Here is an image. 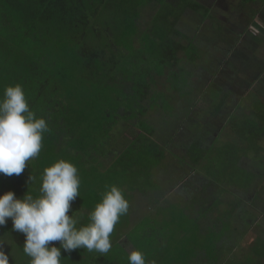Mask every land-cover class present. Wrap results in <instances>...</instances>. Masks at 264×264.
Listing matches in <instances>:
<instances>
[{
    "label": "trees",
    "instance_id": "obj_1",
    "mask_svg": "<svg viewBox=\"0 0 264 264\" xmlns=\"http://www.w3.org/2000/svg\"><path fill=\"white\" fill-rule=\"evenodd\" d=\"M185 4L198 6L196 0ZM148 11L151 13L146 17ZM169 11L166 0H0V101L7 87L19 84L29 109L48 124L40 153L26 163L24 172L11 177L0 174V195L12 190L22 197L28 188L39 195L44 169L63 159L78 169L80 195L73 201L76 206L85 204L94 210L115 185L109 180L113 172L121 176L116 182L128 185L130 192H122L129 209L135 210L132 199L137 193L143 196L141 204L148 203L146 196H151L153 206L161 208L159 197L165 189L160 184V166L166 159L176 162L179 158L165 149V143L175 139L189 143L184 152L187 158L181 165L180 160L177 162V171L171 174L165 170V174L174 182L187 175L200 182L194 202L186 206L172 202L159 212L161 216L147 211L141 217H120L107 254L77 249L69 256L62 250L61 264H98L99 260L127 264V259L119 255L120 248L127 252L117 239L122 235L141 252L147 243L157 244V248H146L158 264L188 263L179 260V255L192 252V238L182 244L178 233L185 231L186 238L200 231L198 227L210 220L208 212L222 201V185L237 179L231 163L244 151L241 143L245 141L248 150H257L261 143L264 112L259 115L260 123L252 114H233L230 139L220 137V132L210 145L195 141L192 119L177 111L168 112L167 107L177 110L172 101L166 102L168 91L175 89L171 86L174 80L183 79L187 67L181 64L180 53L191 52L176 36ZM209 122L218 130L217 122ZM30 175L34 181H29ZM155 184L160 188L150 193L148 187ZM188 184L191 187L192 180ZM181 188L186 189L181 186L179 191ZM229 209L217 219L225 220ZM76 212L78 226L90 222L89 212ZM167 215L173 222L164 225H172V230L170 239L163 242L162 234L155 230H161L158 219ZM136 225L140 227L137 233L133 232ZM149 229L154 231L152 236L161 237L147 240ZM219 233L214 232L216 238ZM24 240L22 233L12 230L11 219L0 227V245L9 254L10 264H30V257L23 251ZM53 243L59 246V242ZM209 247L206 242L204 251ZM216 259L220 260L219 255Z\"/></svg>",
    "mask_w": 264,
    "mask_h": 264
},
{
    "label": "crops",
    "instance_id": "obj_2",
    "mask_svg": "<svg viewBox=\"0 0 264 264\" xmlns=\"http://www.w3.org/2000/svg\"><path fill=\"white\" fill-rule=\"evenodd\" d=\"M173 1L167 2L170 4L168 17L177 31L176 36L178 34L182 38L191 52L198 51L195 55L187 51V54L184 51L180 53L183 57L181 64L187 67L183 71V79H178L183 85L174 86L181 90L175 105L181 103L179 105L186 107L182 111L184 116H188L190 108L191 114H194L195 141L200 139L204 145H210L220 132V137L230 139L228 132H232L234 127L233 114L243 116L249 113L260 123L262 117L259 115L264 112V36H252L248 26L258 17L264 20V0H196L197 7L181 5L179 0ZM242 74L244 77H241ZM209 100L213 106L211 121L218 124L223 122V125L218 130L201 126L200 136L198 121L204 122V119L197 106H210ZM211 137L212 140L207 142ZM260 140L257 150H248L245 141L241 143L245 149L231 163V170H237L233 171L237 179L224 183L229 184L225 187L222 185L228 191V197L224 196L218 208L208 212L210 220L198 227L200 231H193L191 237L185 238V231L178 233V237L183 239L180 241L182 244L188 242L185 239L192 238V252L179 255V260H189L185 264H233L231 260L264 264V133ZM179 144L186 150L189 147V143L181 141ZM165 162L173 163L169 160ZM182 163L180 161L179 164ZM229 174L233 175L231 172ZM193 177L190 175L191 187L180 182L182 179L173 181L159 197L161 208L153 206L151 196H146L148 203L144 208L153 216H161L159 212L168 209L172 203L166 200L172 193L180 196L174 202L181 206L194 202L201 187ZM180 186L187 190L181 188L179 191ZM182 189L187 196L183 195ZM142 198L141 195L140 200ZM134 207L136 211H141L140 204L134 203ZM183 208L186 213L187 208ZM227 209L229 212L223 215L225 220L217 219L216 216ZM214 232H221L218 238ZM164 233L167 237L163 234L161 239L166 242L170 236ZM211 233L214 237H210ZM206 242L210 247L204 251ZM127 243L129 249L126 250L133 251L134 246ZM211 247L213 249L209 251ZM218 255L220 260L216 259ZM248 257L251 260H246ZM148 260V264H158L156 258L150 257Z\"/></svg>",
    "mask_w": 264,
    "mask_h": 264
},
{
    "label": "clouds",
    "instance_id": "obj_3",
    "mask_svg": "<svg viewBox=\"0 0 264 264\" xmlns=\"http://www.w3.org/2000/svg\"><path fill=\"white\" fill-rule=\"evenodd\" d=\"M248 29L252 36H264V20L256 18ZM46 131V120L36 118L29 109L22 86L7 87L0 101V174L21 175L26 163L39 155ZM34 180L30 175L29 181ZM79 185L77 167L61 159L44 169L39 195H33L29 188L22 197L12 190L0 195V227L11 219L12 230L24 235L23 251L30 264H61L62 250L70 256L77 249L107 254L112 248L110 236L127 213L128 200L118 186H110L91 212L90 222L78 226L77 210L71 215L69 210L80 195ZM128 261L145 264V257L140 250H133ZM0 264H10L3 245Z\"/></svg>",
    "mask_w": 264,
    "mask_h": 264
},
{
    "label": "rangeland",
    "instance_id": "obj_4",
    "mask_svg": "<svg viewBox=\"0 0 264 264\" xmlns=\"http://www.w3.org/2000/svg\"><path fill=\"white\" fill-rule=\"evenodd\" d=\"M189 0H179V3H182L181 5H183V4H185L186 2H188ZM156 3H157V1H156ZM162 4V3H161ZM165 8H163L162 10H164ZM150 11H148L147 12V14H146V17H148V14L150 15ZM159 30H160V26H159ZM198 51H192L191 52V54H193V55H195L196 53H197ZM203 60V59H202ZM204 61V60H203ZM241 77H244V74H242L241 75ZM164 82L166 83V84H168L170 81L168 80V81H165L164 80ZM171 84V83H170ZM183 84L180 82V81H178V80H176V82L174 83L173 82V84H171V86H175V87H178V86H182ZM165 88L166 89H168V87H166L165 86ZM166 91V90H165ZM180 92H181V90L180 89H170L169 91H168V94H167V96H170L169 98H168V100L166 101L167 103H170L171 101H173V102H177V96L179 97V95H180ZM181 96V95H180ZM201 107H203V106H201ZM204 107H207V106H204ZM175 107H167L166 109H168L169 111V113H175L176 111L178 112V113H180L181 114V112L184 110V108H185V106H182V105H179V104H177V110L176 109H174ZM223 125V122L222 123H219V126H222ZM198 131L200 132L201 131V129L200 128H198ZM179 142V141H178ZM207 142H209V141H207ZM166 144V143H165ZM167 146H168V149L169 150H173L174 151V153H175V155H177V157H179V158H182L183 156H184V154H183V151L181 150V149H183L184 147L183 146H179V147H177V146H175V147H173V146H170V144L168 143L167 144ZM223 164H224V161H223ZM234 171H237V170H234ZM115 173H117L116 171H115ZM114 175V176H113ZM109 176H113L112 178H110L109 180H111V181H113V183L116 185V186H118L121 190H124V189H127L129 192H130V190L128 189V185H127V183H118V182H116V181H119V178H121V176H118V175H116V174H114L113 172H111L110 173V175ZM102 178H105V176L104 175H102L101 176ZM196 178L197 177H193V180H196ZM143 181V180H142ZM100 180H98L97 181V183L99 184V185H101L100 184ZM198 182V181H197ZM143 185H144V183H143ZM226 185H229V184H225L224 185V187L226 186ZM160 187L157 185V184H155V185H153V186H151V187H148V189H151V192L150 193H157V191H158V189H159ZM218 188H220V187H218ZM221 190V189H220ZM221 193H222V195H221V197L223 198L224 197V195H225V197L227 198L228 197V194L229 193H227V191L225 190V193H223V190H221L220 191ZM183 195L184 196H187L186 195V192H184L183 191ZM140 196H141V194H138L137 193V198H136V195L134 196V198L132 199V200H134V203H137V204H140L142 207L140 208L141 209V211H136V210H134V211H132L131 209H128V211H127V213L126 214H124V215H122L121 216V218H124V217H127V216H139V215H142V213L143 212H146L147 211V209L146 208H144V205L146 206L147 205V203H145L144 204V202H142V204L140 203L141 202V200H140ZM179 195L178 194H176V193H172V194H170L169 196H167V198H166V200H168L169 202H174L176 199H179ZM213 199V198H212ZM219 203V202H218ZM215 206H217L218 204H214ZM76 204H74V207L72 208L73 210L71 211V213L70 214H72V212L73 211H75V210H78V214L79 213H81L82 211H84V212H89L90 214H91V212L93 211V210H91V209H89L85 204H79V206H76ZM82 206V209H79L80 207ZM172 207V206H171ZM173 208V207H172ZM75 213H77V212H75ZM174 212H172V214H173ZM129 214V215H128ZM159 226H160V228H161V230H155L156 231V233H161L162 235L163 234H165L164 233V231L165 232H169V235H170V233H171V230H172V225H170V226H165L164 224H171L172 222H173V218L172 217H170V215H167V216H164V217H160L159 219ZM156 225H158V224H155V226ZM133 226V228L135 227L134 225H129V228H131ZM122 228H125L124 226L122 227ZM126 229V228H125ZM140 229V227H139V225L137 226L136 225V228H135V230L133 231V232H136L137 233V231ZM173 230H175V228L173 227ZM149 231H150V234H149V238L147 239V240H149L150 238H151V236H152V232H154V231H151V229H149ZM152 237H161L159 234H154ZM165 237H167L166 236V234H165ZM119 240L120 241H124L125 240V237L124 236H122V237H120L119 238ZM119 241V242H120ZM126 244L128 245V243H127V241H126ZM145 247V246H144ZM146 247L148 248V249H154V248H157L158 246H157V244H156V246L155 245H152V242H150V243H147L146 244ZM145 247V250L143 249L142 250V252H143V254H144V257H145V263H147V262H149V260H148V258L150 257V252H149V250L147 249ZM161 248L160 249H162V246H160ZM129 249V248H128ZM82 249H80V251H81ZM120 251H119V255L122 257V260H126V261H128V255H129V251H127V252H123V250H122V248H120L119 249ZM163 253H165V252H163ZM148 256H147V255ZM246 260H251L249 257L248 258H246ZM232 262H233V264H246L245 262H244V260H239L238 262L236 261V260H231ZM113 264H116L115 262H113ZM127 264H129V261H128V263ZM148 264V263H147ZM178 264H181V262L180 263H178ZM250 264H251V261H250Z\"/></svg>",
    "mask_w": 264,
    "mask_h": 264
},
{
    "label": "flooded vegetation",
    "instance_id": "obj_5",
    "mask_svg": "<svg viewBox=\"0 0 264 264\" xmlns=\"http://www.w3.org/2000/svg\"><path fill=\"white\" fill-rule=\"evenodd\" d=\"M175 1V0H174ZM173 1V2H174ZM167 2H171V0H168ZM182 76L184 77V75L182 74ZM176 81H174V83H175ZM173 102V101H172ZM209 103H210V106H207V107H204L203 106V109H201V107L200 106H197V108L202 112V114L203 115H201L202 117V119H204V122H202V121H198V126H199V128L201 129V126L204 128V127H207V129L208 130H211V128H214V126L211 124V122H209V121H211V115L213 114V106H211V102H210V100H209ZM173 104H176V103H174L173 102ZM179 104H181V103H179ZM190 107H192V106H190ZM209 107H210V109H209ZM186 108V107H185ZM193 109V108H192ZM190 110V112H189V114H188V117L187 118H189V119H194V114L192 113L191 114V108L189 109ZM181 115H182V112H181ZM202 131V130H201ZM201 131H200V136H201ZM198 133H199V131H198ZM198 139H199V137H198ZM212 140V137L208 140L209 142ZM199 141H202V140H200L199 139ZM198 141V142H199ZM202 142H204V141H202ZM166 144H168V143H166ZM165 144V149H167V152L169 153V155L170 156H173V155H175V153H174V151L173 150H169L168 149V146ZM169 144H170V146H173V147H175V146H177V147H179V146H181L180 144H179V142L175 139V140H171L170 142H169ZM182 151H183V154H184V152H185V150H186V148H183V149H181ZM187 151V150H186ZM185 158H187L186 157V155L184 154V156L182 157V158H179V160L180 161H183V163H185L184 162V159ZM166 160H168V159H166ZM166 160H164V164H162L161 166H160V168L163 170V174H161V178H160V180L163 182H160V184H161V186L166 190V188L175 180L174 178H171L170 177V175L168 176V175H166L165 173H167V172H165V170H168V172H171V174L172 173H174L175 171H177L176 169L179 167V164H177V162H173V163H166L165 161ZM171 160H169V162H170ZM190 180V176H185V177H183V180H181L180 182H185V183H188V181ZM189 183H190V181H189ZM189 185V184H188ZM181 187V186H180ZM209 200V199H208ZM73 204H76L75 202H73ZM207 204V203H206ZM139 217H141V215H139ZM123 236V235H122ZM122 236H120V237H122ZM120 237H118L117 239H118V241H120L119 240V238ZM125 237V236H124ZM121 243H124V245H125V248L126 249H128L129 247H128V245L126 246V240H122V241H120ZM114 262V261H113ZM113 262H109V261H105V260H99V262H97L98 264H113Z\"/></svg>",
    "mask_w": 264,
    "mask_h": 264
}]
</instances>
